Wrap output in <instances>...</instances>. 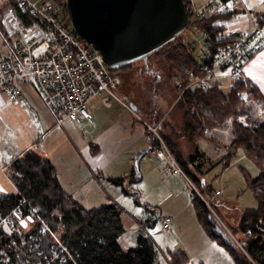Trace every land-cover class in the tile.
I'll return each mask as SVG.
<instances>
[{
    "label": "trees",
    "instance_id": "obj_1",
    "mask_svg": "<svg viewBox=\"0 0 264 264\" xmlns=\"http://www.w3.org/2000/svg\"><path fill=\"white\" fill-rule=\"evenodd\" d=\"M11 4L13 2L8 0L0 7V20ZM218 17L206 18L201 29L216 35L212 24ZM229 17L223 16L225 19ZM18 20L24 26L38 22L24 15H18ZM256 25L264 27V14L258 18ZM229 43L223 41L219 45ZM194 50L186 43L185 35L181 34L173 42L153 52L135 77L138 73H149L154 67L159 69L162 66L168 72L169 81L173 82L181 76L178 70L180 66L188 69L196 66L197 62L192 57ZM133 66L131 64L109 72L119 77L122 84L124 76L130 73ZM158 79L155 78L154 82ZM220 85L221 82L216 81L209 92H195L187 96L186 102L178 103L182 112L179 128L166 120L161 136L171 157L199 194L191 195V205L196 221L207 237L224 249L233 264H264V119L258 120L251 112L253 103L264 110V100L252 84L244 101L240 100V94L246 89L243 84L232 83L227 92L222 91ZM187 104H195L197 114L191 113ZM157 114V108L152 110L154 118ZM156 122L158 120L152 123ZM216 127H228L232 134V142L218 163L220 170L234 163L238 151L242 152L246 161L252 163L254 171L243 174L241 191L250 193V200H253L251 208L242 209L230 201H221L214 195L213 185L207 179L209 169L205 170L206 157L199 150L198 143L207 140L209 130ZM182 141H186L190 147L184 156L180 146ZM7 176L16 191L0 196V264L157 263L156 249L150 237L139 236L134 249L123 251L117 243L124 232L118 207L110 204L86 210L63 190L48 157L34 151L26 152L11 163ZM134 178L133 169L130 179ZM126 180L108 181L121 186L123 192L129 194L131 182L125 185ZM234 213L238 220L232 224L229 218ZM16 217L21 220L32 218L30 228L23 234L19 230L10 233L4 229L7 220L14 227L18 226ZM44 227L49 232L42 234ZM61 247L65 248L66 253H61ZM63 259L65 262H62ZM189 262L190 259L183 252L172 253L168 258V264Z\"/></svg>",
    "mask_w": 264,
    "mask_h": 264
},
{
    "label": "built area",
    "instance_id": "obj_2",
    "mask_svg": "<svg viewBox=\"0 0 264 264\" xmlns=\"http://www.w3.org/2000/svg\"><path fill=\"white\" fill-rule=\"evenodd\" d=\"M13 4L5 10L3 26L10 36H16L15 48L8 56L0 54V94L16 103L20 100V85H30L37 93L57 125L72 122L84 133L85 126H92L88 104L99 98L105 108L111 101L120 103L124 109L133 112L131 107L114 94L121 86V80L112 76L106 68L102 56L92 50L67 23L65 16L67 0H10ZM188 15V25L184 31L185 41L196 48L200 61L194 69L182 66L181 76L173 80L176 91V104L184 103L188 95L195 92L207 93L215 83L218 72H228L232 83L243 84L246 89L240 94L244 101L250 92V84L243 69L264 46V27L255 26L250 9L244 0H207L197 6L193 0H183ZM231 5V7H229ZM242 6L241 8H238ZM212 12L219 18L230 15L231 23L238 19L246 21L245 32L241 35H212L201 29V24ZM242 12V15L239 14ZM18 15L32 17L38 22L24 26ZM62 15V17H60ZM227 18L226 20H228ZM223 20L212 25L213 30L223 27ZM223 41L230 43L219 45ZM178 69V70H179ZM191 113L197 114L195 104H187ZM145 129V145L149 155L156 158L160 152L167 155L163 174L168 177L179 175L190 188V194L197 190L171 157L161 133L165 118L150 124L133 112ZM38 151V145H33ZM0 171L3 172L2 169ZM215 192V196H219ZM164 232H171L173 221L165 217L161 222ZM49 232L47 227L41 233ZM61 253H66L61 247ZM65 262V259L62 260Z\"/></svg>",
    "mask_w": 264,
    "mask_h": 264
},
{
    "label": "rangeland",
    "instance_id": "obj_3",
    "mask_svg": "<svg viewBox=\"0 0 264 264\" xmlns=\"http://www.w3.org/2000/svg\"><path fill=\"white\" fill-rule=\"evenodd\" d=\"M193 1L196 5L200 2V0ZM60 17H62V15H60ZM1 39L2 37L0 35V44ZM8 42L13 45L14 38H9ZM197 51L198 50L195 48L192 57L196 62H199L200 58L197 55ZM144 63L143 61L133 63L134 66L130 70V73L124 76L123 83L113 91L114 94L127 105L133 107L137 105L138 111L134 109V112L148 123H152L151 112L157 108L158 114L156 120L159 118H165V121H170V123L178 129L181 124L182 112L179 109V104H176V92L172 80L169 81L168 79V72L165 68L159 66V69L154 67L151 72L143 74L138 73L137 77H135L136 73L145 67ZM179 68L181 69L182 66ZM258 74L260 81H258L259 84L257 83L256 87L260 96L264 100V89H262L264 87V66L259 67ZM155 78H159L157 82H154ZM216 80L221 82L219 88L222 91L227 92L230 90L232 81L228 76L227 71L218 72L216 74ZM260 84L263 85L260 86ZM94 103V108L97 107V113L95 116L99 117L108 112L106 111L107 108L98 107V103ZM111 104L115 105L117 102L111 101ZM251 112L256 115L258 120L264 119V110L256 104L254 105V103ZM100 123L104 125V129L106 127L105 118H101ZM69 131H71L73 136H79L84 143L92 141V139L86 141V139L90 137L91 131H93L92 128H87L83 138L84 140L78 130L75 131L73 128H69ZM56 142L58 151L62 152L63 136L61 134L57 137ZM231 142V129L228 127H219L210 129L208 140L198 143L199 150L201 152L203 151L202 153L206 157L205 170L209 169L207 176L212 180V183L215 182V178L213 179V177L215 175L219 176L222 171L220 170L221 167L219 168L218 162L221 160L222 155L225 154V149ZM64 145L69 146L67 142H65ZM180 146L184 156L189 151L190 147L186 141H182ZM68 149L71 148L68 147ZM141 158V163L139 161L138 165L139 177L142 178V173L145 174L144 163L147 160H150L148 163V169L150 170L151 175L145 176L143 180H136L135 178L134 180H136L137 183L129 186V194H125L121 186L110 181L106 182L108 178L113 180L128 179L124 182V184L127 185L129 181L132 180L130 177L133 176V161L128 170L126 168V161L121 160L106 173H100L95 176L96 179L93 186H96V190L89 192L91 185L83 187L73 198L86 210L110 204L117 206L121 212V223L124 229L123 234L117 240L119 247L126 252L136 247L139 236L144 235L150 237L157 253L156 264H168L170 254L181 252V250L184 252L188 250L190 251V245L196 239V235L194 234L195 229L200 231V235H204V231L197 224L195 212L191 205L192 198L190 188L182 177L179 175H171V179L167 180V182L171 181L170 189L160 185L161 181H165L162 166L164 158L167 163V155L164 152H160L156 158H150L149 153H147ZM233 161V165H236V168L242 174V178L245 172H252V163L246 161L241 151H238V154ZM242 168H247V171H244ZM85 174L88 173L86 172ZM236 179L237 177L233 175L232 172L227 173L226 180L232 181ZM229 181L218 182L213 188L223 189L226 195L230 191L224 187H226L227 182ZM10 184L9 192L0 194L9 195L10 192L13 193L14 190H12V184ZM242 188L243 187H241V189ZM194 193L195 192H192V194ZM239 194L240 196H234L233 203H235V206L242 209L253 207L251 205V201L253 202V200H250V193L248 191L245 194H241V192ZM177 212H181L180 214L178 213V222L180 223L181 228L179 231L173 229L171 232H164L161 228L162 220L167 215L172 216ZM235 214L236 213L229 218L232 224H235L238 220ZM212 215L214 216L215 214L212 213ZM216 217L215 219L218 221L219 219ZM16 219L18 221V226L14 227V224L7 220L6 224L3 225L4 229L10 233L17 232L18 230L21 234L25 233L30 228L31 218L21 220L19 217H16ZM188 264H190V262Z\"/></svg>",
    "mask_w": 264,
    "mask_h": 264
},
{
    "label": "crops",
    "instance_id": "obj_4",
    "mask_svg": "<svg viewBox=\"0 0 264 264\" xmlns=\"http://www.w3.org/2000/svg\"><path fill=\"white\" fill-rule=\"evenodd\" d=\"M6 1L8 0H0V7L5 4ZM206 1L207 0H200L197 6L204 4ZM244 2L250 9L252 22L256 26L258 18L264 14V3H261L260 0H244ZM241 7L242 6H239L238 8ZM239 14L242 15V12ZM215 15L216 13L212 12L208 17H213ZM2 18L0 20V35L2 37L0 54L2 56H8L15 48L16 36H10L6 32L2 23ZM230 19L231 18L226 20L225 18L218 17L214 21L212 25H214L217 20H223V27L216 30V34L226 35L230 32L233 33V35H241L245 32L246 21H244V18L238 19V23H231L229 21ZM9 38H14L13 45L8 42ZM260 66H264V46L255 53L252 60L243 69L245 78L257 91L258 89L256 86L258 81H260L258 74ZM261 85L263 84H260V86ZM262 89H264V87ZM19 91L20 100L16 103L10 102L7 97L0 94V168L5 169V172H0V193L9 192V184L11 182L7 176V172L11 163L26 152L31 151L32 145L39 141H42V143L39 144L38 153L51 160L61 187L72 197L81 191L83 187L89 185H91L89 192L96 190V186H93L96 179L95 176L100 173H106L121 160L126 161V168L128 170L133 161L134 169L135 153L146 147L145 129L133 115V112L124 109L120 103L117 102L115 105L111 104V106L106 109L108 112L98 117L95 116L97 107L94 108V102L98 103V107H103V105L97 98L90 101L88 107L92 116L93 126L89 128H92L93 131H91L90 137H88L86 141L90 139H92V141L84 143L79 136L75 137L71 134V131H69V128H73L75 131L78 130L80 135L83 136L82 139L84 138L85 134L73 123L65 122L61 126L55 125L53 116L48 112L37 96V93L30 85H20ZM259 95H257V97ZM131 107L138 111L137 107ZM101 118H105L106 127L104 129V125L100 123ZM155 119L156 117L154 118L152 116V122L156 121ZM85 131H87V128H85ZM60 134L63 136L62 152L58 151L56 142ZM65 142H67L69 146H65ZM68 147L71 149H68ZM141 160L142 158L140 159V163ZM149 162L150 160H147L144 163L145 174L142 173V178L139 180H143L145 176L151 175L148 169ZM165 164L164 158L163 168ZM242 169L245 170L247 168ZM224 170L221 171L219 176L215 175L213 177V179L215 178V182L212 183V180L209 179L208 176L207 179L214 186L218 182L229 181L226 180V176L228 172H232L237 179L227 182L224 188L230 191L228 194L225 195L223 189L213 188V190L214 192L220 193L219 196H217L218 199L221 201H230L231 204H234V196H240L239 193L243 189H241V187H243L242 174L236 168V165L233 164L226 168L225 171ZM251 170L253 173L254 170ZM86 172L88 174H85ZM247 172L250 173L249 171ZM134 179L129 181L131 182L130 186L137 183ZM170 179V176H165V181H161L160 185L170 189L171 181L167 182V180ZM11 188L15 191L13 184ZM9 194H11V192ZM241 194L245 193L241 192ZM2 195L5 194H0V196ZM251 205L253 206L252 201ZM178 213L180 214L181 212H177L172 216H166L172 218V230L175 229L179 231L181 228L178 222ZM194 234L196 235V239L190 245V251L184 252L181 250V252L187 253L186 255L190 259V264H233L231 258L224 249L211 241L205 233L204 235H200V231L195 229Z\"/></svg>",
    "mask_w": 264,
    "mask_h": 264
},
{
    "label": "water",
    "instance_id": "obj_5",
    "mask_svg": "<svg viewBox=\"0 0 264 264\" xmlns=\"http://www.w3.org/2000/svg\"><path fill=\"white\" fill-rule=\"evenodd\" d=\"M66 7L73 29L102 55L109 71L146 63L188 25L183 0H67ZM148 152L145 147L134 156L136 180L139 161Z\"/></svg>",
    "mask_w": 264,
    "mask_h": 264
},
{
    "label": "snow or ice",
    "instance_id": "obj_6",
    "mask_svg": "<svg viewBox=\"0 0 264 264\" xmlns=\"http://www.w3.org/2000/svg\"><path fill=\"white\" fill-rule=\"evenodd\" d=\"M261 3H264V0H260ZM229 7H231V5H229Z\"/></svg>",
    "mask_w": 264,
    "mask_h": 264
}]
</instances>
